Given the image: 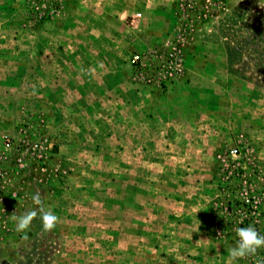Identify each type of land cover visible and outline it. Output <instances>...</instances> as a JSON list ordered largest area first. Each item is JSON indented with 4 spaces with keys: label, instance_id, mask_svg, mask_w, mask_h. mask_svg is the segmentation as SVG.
I'll return each mask as SVG.
<instances>
[{
    "label": "rangeland",
    "instance_id": "374dc122",
    "mask_svg": "<svg viewBox=\"0 0 264 264\" xmlns=\"http://www.w3.org/2000/svg\"><path fill=\"white\" fill-rule=\"evenodd\" d=\"M259 11L0 0V264H228L238 227L264 234ZM36 192L59 221L25 239L12 215Z\"/></svg>",
    "mask_w": 264,
    "mask_h": 264
},
{
    "label": "clouds",
    "instance_id": "9594fccd",
    "mask_svg": "<svg viewBox=\"0 0 264 264\" xmlns=\"http://www.w3.org/2000/svg\"><path fill=\"white\" fill-rule=\"evenodd\" d=\"M32 199L39 206L38 210H29L19 217L12 215V219L16 222V231L24 233L25 239L32 221L38 216L41 219L44 231H52L59 221L57 215L44 207L39 192H36ZM236 235L238 237L236 246L228 249V264H235L238 260L254 257L259 250L264 249V234L258 232L254 226L238 227ZM257 264H260V262L258 261Z\"/></svg>",
    "mask_w": 264,
    "mask_h": 264
},
{
    "label": "trees",
    "instance_id": "16d2710c",
    "mask_svg": "<svg viewBox=\"0 0 264 264\" xmlns=\"http://www.w3.org/2000/svg\"><path fill=\"white\" fill-rule=\"evenodd\" d=\"M238 16V15H235ZM242 16V14H241ZM232 18V17H231ZM256 21L252 23L251 30L253 32L252 40L258 45L259 52L256 57L257 66L262 69L264 68V12L259 11L256 16ZM230 28L228 26L223 25V31H228ZM245 42L249 41H241L239 45L235 44L230 46L229 41L227 42V61L229 67L233 64L240 62L242 59V48L245 45ZM259 43V44H258ZM232 71H236L234 67L231 68Z\"/></svg>",
    "mask_w": 264,
    "mask_h": 264
},
{
    "label": "built area",
    "instance_id": "2783aa9c",
    "mask_svg": "<svg viewBox=\"0 0 264 264\" xmlns=\"http://www.w3.org/2000/svg\"><path fill=\"white\" fill-rule=\"evenodd\" d=\"M134 58H135V60L138 59L139 58V55H135ZM37 146H38V144L35 143L34 144V147H37ZM236 152H237V149L236 148H234V149L231 150V153H236Z\"/></svg>",
    "mask_w": 264,
    "mask_h": 264
}]
</instances>
